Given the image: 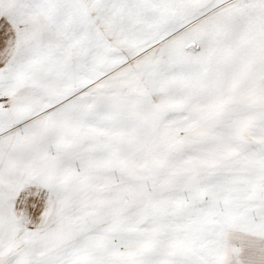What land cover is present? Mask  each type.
I'll return each mask as SVG.
<instances>
[{
    "label": "snow or ice",
    "instance_id": "1",
    "mask_svg": "<svg viewBox=\"0 0 264 264\" xmlns=\"http://www.w3.org/2000/svg\"><path fill=\"white\" fill-rule=\"evenodd\" d=\"M0 264H264V0H0Z\"/></svg>",
    "mask_w": 264,
    "mask_h": 264
}]
</instances>
